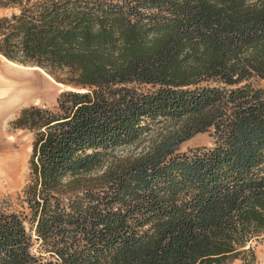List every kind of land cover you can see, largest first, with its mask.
I'll use <instances>...</instances> for the list:
<instances>
[{
    "label": "trees",
    "instance_id": "16d2710c",
    "mask_svg": "<svg viewBox=\"0 0 264 264\" xmlns=\"http://www.w3.org/2000/svg\"><path fill=\"white\" fill-rule=\"evenodd\" d=\"M0 8V56L70 87L11 123L32 150L19 209L0 201V264H257L264 0ZM151 131L137 155L108 157ZM200 133L210 146L180 150Z\"/></svg>",
    "mask_w": 264,
    "mask_h": 264
},
{
    "label": "rangeland",
    "instance_id": "374dc122",
    "mask_svg": "<svg viewBox=\"0 0 264 264\" xmlns=\"http://www.w3.org/2000/svg\"><path fill=\"white\" fill-rule=\"evenodd\" d=\"M9 13V10L0 8V16ZM58 77L61 78L63 75L60 74ZM12 82L23 85L26 90L25 96L16 99L8 95L9 84ZM256 84L264 89V80H257ZM68 88L70 87L56 81L42 69L9 62L0 56V164L5 166L8 173L6 178L0 179V201H7L1 204L3 209H19V198L29 181L30 173L29 159L33 135L25 129H14L11 125L12 121L22 108L30 105L55 107L59 93ZM153 134L154 131L144 133L136 143L119 146L112 150L108 157L123 158L137 155L146 148ZM211 144L209 133H200L184 142L180 150L187 151ZM254 244L257 264H264V236ZM234 264L242 263L240 260H235Z\"/></svg>",
    "mask_w": 264,
    "mask_h": 264
},
{
    "label": "bare ground",
    "instance_id": "6f19581e",
    "mask_svg": "<svg viewBox=\"0 0 264 264\" xmlns=\"http://www.w3.org/2000/svg\"><path fill=\"white\" fill-rule=\"evenodd\" d=\"M15 74H17V73H15ZM12 75L13 74H11V77H13ZM9 86H10L9 93H8L9 96H13L16 99H19V98H22L23 96H25V94H26L25 91L26 90H24L23 85H19L17 83L12 82V83L9 84ZM6 174H8V173H7V170L5 169V166L0 164V179L6 178V176H7Z\"/></svg>",
    "mask_w": 264,
    "mask_h": 264
}]
</instances>
